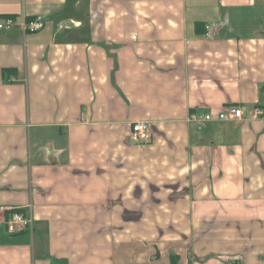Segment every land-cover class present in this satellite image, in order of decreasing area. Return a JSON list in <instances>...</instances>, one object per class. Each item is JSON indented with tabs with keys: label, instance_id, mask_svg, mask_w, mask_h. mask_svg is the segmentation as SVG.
<instances>
[{
	"label": "crops",
	"instance_id": "crops-1",
	"mask_svg": "<svg viewBox=\"0 0 264 264\" xmlns=\"http://www.w3.org/2000/svg\"><path fill=\"white\" fill-rule=\"evenodd\" d=\"M8 17L0 264H264V116L190 120L264 108V0H0ZM19 209L32 229L8 234Z\"/></svg>",
	"mask_w": 264,
	"mask_h": 264
},
{
	"label": "built area",
	"instance_id": "built-area-1",
	"mask_svg": "<svg viewBox=\"0 0 264 264\" xmlns=\"http://www.w3.org/2000/svg\"><path fill=\"white\" fill-rule=\"evenodd\" d=\"M16 21L14 18L8 17L0 20V31H9L16 27ZM18 26V25H17ZM19 27L24 32H38L44 27V20L42 16H35L32 20L21 22ZM209 31V27H206ZM206 37H210L207 33ZM264 116V108L254 106L247 108L245 106H230L215 117L211 114H205L202 116L192 115L191 121H195L197 124L202 122L226 121V120H244V119H256ZM150 137V131L147 124L135 123L131 128L130 139L134 143H143L148 141ZM8 216L5 220L4 229L8 234H19L27 231H31L33 226L32 214L30 210H7Z\"/></svg>",
	"mask_w": 264,
	"mask_h": 264
},
{
	"label": "trees",
	"instance_id": "trees-1",
	"mask_svg": "<svg viewBox=\"0 0 264 264\" xmlns=\"http://www.w3.org/2000/svg\"><path fill=\"white\" fill-rule=\"evenodd\" d=\"M5 73H7L6 71H3V73L2 74H4L5 75Z\"/></svg>",
	"mask_w": 264,
	"mask_h": 264
}]
</instances>
